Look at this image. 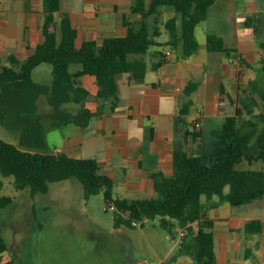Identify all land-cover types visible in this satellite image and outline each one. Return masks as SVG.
I'll list each match as a JSON object with an SVG mask.
<instances>
[{
    "label": "trees",
    "instance_id": "trees-1",
    "mask_svg": "<svg viewBox=\"0 0 264 264\" xmlns=\"http://www.w3.org/2000/svg\"><path fill=\"white\" fill-rule=\"evenodd\" d=\"M216 0H135L132 12L140 15V23L125 21L126 32L122 36H106L101 40H86L76 45V28L67 15L57 17L60 0H43L44 14L42 40L33 51L20 60L8 56V63L0 59V123L8 129L20 131L19 144L0 138V173L12 175L16 189L29 188L30 194L45 193L49 183L70 177L77 178L83 186V194L103 192L105 209L113 206L114 228L134 226V219L147 217L157 219L158 225L173 237L176 228H184L176 255L189 256L195 264H216L214 252V220L207 214V201L213 196L238 206L264 196V169L251 167L256 161L264 162V56L261 58V77L248 84L249 91L259 96L260 112L244 116L235 111L226 115L222 131L214 143L210 163H205L198 151L201 137L199 122L193 123L188 136L194 146L167 174L163 170L150 173L153 194L144 197H119L113 195L115 181L106 174L95 157H73L65 153L30 150L29 147H46L44 126L37 117V99L45 95L53 108L56 123L80 120L83 124L93 114L82 103L89 91L78 84L77 78L84 74L93 75L97 83L95 98L98 101L94 113L103 112L108 102L113 110L118 101L116 76L128 72L135 81L143 80L146 54L150 45L159 44L154 35L157 31L150 26L147 17L162 14L164 7H170L178 15L166 22L170 31L169 43L180 46L182 57H188L197 48L194 29L202 22L209 7ZM250 18L240 24H249ZM59 32V36L57 35ZM264 50V39L259 42ZM206 48L212 51L230 52L223 45L222 37L214 32L206 36ZM160 61L164 53L158 51ZM52 65L50 84H42L32 78V70L40 63ZM78 63L80 68L70 70ZM194 89L193 85L189 90ZM81 102L76 114L65 112V102ZM182 113H186L182 108ZM245 163L247 167H238ZM229 191L224 193V187ZM12 201L10 196L0 197V206ZM143 225V224H141ZM246 232L260 231V221L252 219L244 226ZM7 244L0 234V252ZM1 264H14L13 259Z\"/></svg>",
    "mask_w": 264,
    "mask_h": 264
},
{
    "label": "crops",
    "instance_id": "crops-1",
    "mask_svg": "<svg viewBox=\"0 0 264 264\" xmlns=\"http://www.w3.org/2000/svg\"><path fill=\"white\" fill-rule=\"evenodd\" d=\"M134 2L60 0L56 15L70 17L79 46L90 39L99 41L106 36L124 35L125 21H131L129 15ZM215 5L216 29L203 31L199 29L200 23L196 25L198 48L191 55L182 57L179 52L174 56L178 44L169 54L162 51L164 60L160 61L158 51L148 49L142 55L146 62L143 80L135 81L128 72L116 76L118 101L113 110L107 102L103 112L94 113L98 105L95 77L79 76L78 84L89 91L82 103L93 111L87 124H83V116L79 121L56 123L53 108L46 96L40 95L37 117L47 129L45 144L53 148L52 153L95 157L115 185L122 188L123 193L116 196H149L153 194L151 171L163 170L169 174L183 154L196 147L188 131L197 121L201 129L199 155L205 163H210L213 143L221 134L225 116L235 111L244 116L261 111V100L249 91L248 84L261 77L264 56V50L259 47L264 39V16L250 19L248 25L240 24L243 20L226 11L235 9L233 0H216L211 6ZM43 14V0H0L3 64L8 63L9 55L24 59L42 40ZM208 32L221 36L223 45L232 50H208ZM190 85L194 89L188 92ZM80 107L81 102H65L60 117L65 118V112L76 114ZM182 108L186 113L181 112ZM257 200L262 202L256 206ZM207 214L214 220L216 264H264V196L232 206L213 195L207 201ZM252 219L260 221V231H244L246 222ZM181 256L172 258L179 264H194L193 260H178ZM9 259L12 258L0 252V264Z\"/></svg>",
    "mask_w": 264,
    "mask_h": 264
},
{
    "label": "rangeland",
    "instance_id": "rangeland-1",
    "mask_svg": "<svg viewBox=\"0 0 264 264\" xmlns=\"http://www.w3.org/2000/svg\"><path fill=\"white\" fill-rule=\"evenodd\" d=\"M233 3L235 9L228 11L227 8L226 11L234 12L238 19L264 16V0H233ZM215 7H209L206 18L200 22V30L216 29ZM171 16L178 20L179 16L166 6L157 17H147L148 24L157 31L155 41L160 42L150 45V51L168 53L173 50L174 46L168 42L170 31L166 27ZM129 18L136 25L141 21L137 12H131ZM250 32L255 30L250 29ZM176 48L178 51H174V56L181 54V48ZM75 66L80 67V64H71L70 68ZM32 78L48 84L52 80V65L38 64L32 70ZM0 138L18 145L20 131L8 129L0 123ZM29 149L52 152L53 148L46 145ZM238 167L247 165L240 163ZM251 167L264 169V162L256 161ZM229 188L226 185L224 191L228 192ZM113 189L114 196L123 193L122 188L116 185ZM2 196H10L12 201L0 206V234L7 244V249L1 253L12 258L14 264H127L138 258L159 263L176 255L178 239L169 238L157 219H149L143 225L114 228L113 208L105 209L103 192L86 198L82 183L75 177L50 182L47 192L32 196L28 187L15 188L12 175L0 173ZM201 200L207 203L205 195ZM261 202L257 200L254 204L257 206ZM182 259L192 260L186 255L178 257V260Z\"/></svg>",
    "mask_w": 264,
    "mask_h": 264
},
{
    "label": "built area",
    "instance_id": "built-area-1",
    "mask_svg": "<svg viewBox=\"0 0 264 264\" xmlns=\"http://www.w3.org/2000/svg\"><path fill=\"white\" fill-rule=\"evenodd\" d=\"M169 54V52H168ZM111 208H113V206H109ZM149 219L147 217H143L141 219H134L132 221L133 225H138V224H143L145 222H147ZM185 233V229L184 228H176V239H178V242H181L182 237L184 236ZM167 236L171 239H175V237H173L171 234L167 233ZM130 264H179L178 261L174 258H170L166 261H161L159 263L156 262H149L146 258H138L133 260Z\"/></svg>",
    "mask_w": 264,
    "mask_h": 264
}]
</instances>
